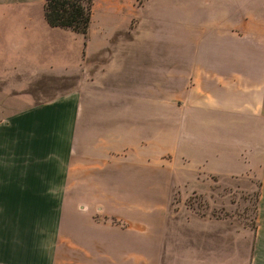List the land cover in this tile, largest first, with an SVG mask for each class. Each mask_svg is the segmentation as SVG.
<instances>
[{"label": "crops", "instance_id": "1", "mask_svg": "<svg viewBox=\"0 0 264 264\" xmlns=\"http://www.w3.org/2000/svg\"><path fill=\"white\" fill-rule=\"evenodd\" d=\"M191 1L179 47L159 61L141 47V19L132 31L112 19L100 44L90 31L78 50L79 33L49 24L46 0H0V264H60L63 249L71 264H142L144 233L148 264H165L176 196L151 191L159 165L169 190L197 188L205 169L260 170L264 196V0ZM126 28L132 48L120 45ZM62 81L71 91L40 100ZM112 81L121 93L105 96ZM190 227L179 264H264V210L254 244L246 232L223 239L220 224Z\"/></svg>", "mask_w": 264, "mask_h": 264}, {"label": "rangeland", "instance_id": "2", "mask_svg": "<svg viewBox=\"0 0 264 264\" xmlns=\"http://www.w3.org/2000/svg\"><path fill=\"white\" fill-rule=\"evenodd\" d=\"M106 0H94L93 5V19L91 23V35L94 42L98 45L104 39V27L106 22L112 19L120 20V23L128 24L132 28L143 22V29L141 34V47L143 50H153L155 52V60L164 61L167 55V50L177 49L178 39L183 34L184 14L194 11L191 7L188 8L190 0H133L126 4L124 8L115 10L114 14H109L103 9ZM122 36H125L122 37ZM132 37V38H131ZM124 47L133 46V33L126 28L119 36ZM131 38V39H128ZM119 40V41H120ZM77 49L85 47V37L82 34L77 35L75 42ZM181 45V44H180ZM176 51V50H175ZM157 52V53H156ZM174 52V51H173ZM117 81H112V85L116 87H109L105 89V96H117L121 93L118 88ZM71 83L62 81L55 83L61 88H44L38 91L41 94V99H48L54 95L59 96L71 91L69 85ZM103 90L102 88H98ZM95 91V90H94ZM91 92V91H90ZM96 109V108H95ZM94 111V107H90L87 111ZM211 167V166H210ZM165 169L159 165L158 169V183L157 186L152 187L151 191L155 192L156 196H176L175 206L171 219L169 220L170 230L167 234V244L165 246V264L168 260L178 262L182 260L183 243L182 241L190 236H198L196 228L190 226L201 225H222L223 239H226V234L231 233L233 236L240 238L246 232V238L242 235V241H248L249 236H252L253 244L257 230L262 224V214L264 210V196H261L262 180L260 170H252L247 176L236 174L234 176L226 177L220 176L212 172V169H205L202 171L200 183L193 189L187 182L180 183L174 190H169L170 185H167V175ZM182 171V170H181ZM237 171H245L241 164H238ZM244 173V172H243ZM185 174V173H184ZM138 178L144 177V170L136 172ZM141 182V180H140ZM143 182V180H142ZM98 187V188H97ZM101 186H94L90 193L94 196H99L102 192ZM190 187V188H189ZM74 189L67 184V196ZM131 189L130 186H127ZM135 192L138 196H148L150 193V185L138 184L134 186ZM84 191V190H83ZM68 203V197L66 199ZM97 219L102 218L101 210H96ZM114 223H122L117 218ZM238 231V234L235 233ZM200 235H203L200 234ZM247 239V240H246ZM225 241V240H224ZM223 241V242H224ZM172 248V249H171ZM225 248H223L224 250ZM231 249L227 248V251ZM244 246L242 244V251ZM247 251V250H246ZM150 253V234L144 233L142 237V264H148ZM225 255L224 260H226ZM60 264H71L69 261V249H63L60 255Z\"/></svg>", "mask_w": 264, "mask_h": 264}, {"label": "trees", "instance_id": "3", "mask_svg": "<svg viewBox=\"0 0 264 264\" xmlns=\"http://www.w3.org/2000/svg\"><path fill=\"white\" fill-rule=\"evenodd\" d=\"M94 0H46L50 25L72 29L88 37L93 19Z\"/></svg>", "mask_w": 264, "mask_h": 264}]
</instances>
